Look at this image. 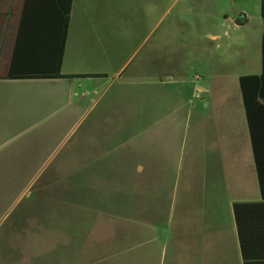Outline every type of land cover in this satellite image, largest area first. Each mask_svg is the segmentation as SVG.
<instances>
[{
	"label": "crops",
	"instance_id": "0c3cea01",
	"mask_svg": "<svg viewBox=\"0 0 264 264\" xmlns=\"http://www.w3.org/2000/svg\"><path fill=\"white\" fill-rule=\"evenodd\" d=\"M170 9L171 0H0V140L60 136L83 120L85 205L106 206L66 234L69 258L52 264H244L234 205L264 203V28L237 70L218 59L189 86L150 68L154 42L147 68L115 87L111 63L138 53L157 11ZM59 72L75 77L50 79ZM243 77L255 78L243 88Z\"/></svg>",
	"mask_w": 264,
	"mask_h": 264
},
{
	"label": "rangeland",
	"instance_id": "374dc122",
	"mask_svg": "<svg viewBox=\"0 0 264 264\" xmlns=\"http://www.w3.org/2000/svg\"><path fill=\"white\" fill-rule=\"evenodd\" d=\"M241 20L247 25L236 28ZM155 24L153 32L145 33L147 40L138 53L130 51L124 60L111 63L115 87L147 68L143 58L154 42L156 61L150 68L169 72L189 86L203 80L204 72L213 71L218 59H227L228 68L237 70V56L255 54L257 32L264 28L261 0H171L170 10L157 11ZM214 36L217 40L211 41ZM168 39L169 44H163ZM79 121L77 126H66L60 136L0 140V264H52L68 259L66 234L89 227L85 217L92 223L93 210L100 211V202L85 205L81 136L85 125ZM101 144L93 146L100 150ZM99 227L103 226L99 223Z\"/></svg>",
	"mask_w": 264,
	"mask_h": 264
},
{
	"label": "trees",
	"instance_id": "16d2710c",
	"mask_svg": "<svg viewBox=\"0 0 264 264\" xmlns=\"http://www.w3.org/2000/svg\"><path fill=\"white\" fill-rule=\"evenodd\" d=\"M71 4V2H70ZM70 16V7L66 13V28L68 27ZM261 17L264 21V0H261ZM65 33L62 38L60 66L62 63V55L65 43ZM262 50L264 61V35L262 38ZM75 76H65L59 72L50 79H67ZM241 78L240 83L244 88V82L247 79ZM264 78V77H263ZM33 79V78H21ZM45 79V78H43ZM264 196V190H262ZM235 220L238 229L239 241L244 264H264V203L246 204L238 203L234 205Z\"/></svg>",
	"mask_w": 264,
	"mask_h": 264
}]
</instances>
